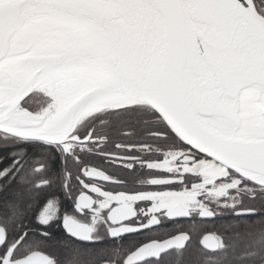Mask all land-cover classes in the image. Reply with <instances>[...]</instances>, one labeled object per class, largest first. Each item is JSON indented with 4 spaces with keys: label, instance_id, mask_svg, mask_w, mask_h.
<instances>
[{
    "label": "snow or ice",
    "instance_id": "1",
    "mask_svg": "<svg viewBox=\"0 0 264 264\" xmlns=\"http://www.w3.org/2000/svg\"><path fill=\"white\" fill-rule=\"evenodd\" d=\"M0 264H264V0H0Z\"/></svg>",
    "mask_w": 264,
    "mask_h": 264
},
{
    "label": "flooded vegetation",
    "instance_id": "2",
    "mask_svg": "<svg viewBox=\"0 0 264 264\" xmlns=\"http://www.w3.org/2000/svg\"><path fill=\"white\" fill-rule=\"evenodd\" d=\"M205 225L207 226V230H211V226H212V221H204Z\"/></svg>",
    "mask_w": 264,
    "mask_h": 264
}]
</instances>
